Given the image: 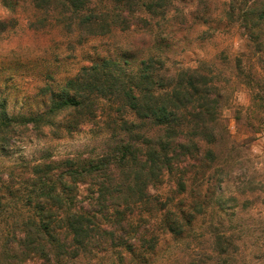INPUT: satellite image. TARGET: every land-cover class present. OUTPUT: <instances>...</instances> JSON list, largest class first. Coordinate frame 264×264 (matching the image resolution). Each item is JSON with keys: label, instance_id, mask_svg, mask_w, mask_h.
<instances>
[{"label": "rangeland", "instance_id": "rangeland-1", "mask_svg": "<svg viewBox=\"0 0 264 264\" xmlns=\"http://www.w3.org/2000/svg\"><path fill=\"white\" fill-rule=\"evenodd\" d=\"M89 1L95 13H72L52 0H0V105L41 113L52 92L104 62L135 73L149 61L155 77L197 69L218 98L207 123L214 137L204 139L213 154L188 165L184 194L166 182L158 188L184 214L172 233L150 222L158 241L149 251L152 236H145L146 256L137 264H264V25L255 18L264 0H250L245 13L249 0H162L147 12L143 0ZM90 14L95 23L84 19ZM97 102L96 119L78 130L65 128L74 113L34 133L24 129L0 152V172L101 156L119 141L153 133L147 122L121 133L122 121L132 120L121 101L106 95ZM89 259L83 264H98Z\"/></svg>", "mask_w": 264, "mask_h": 264}, {"label": "trees", "instance_id": "trees-1", "mask_svg": "<svg viewBox=\"0 0 264 264\" xmlns=\"http://www.w3.org/2000/svg\"><path fill=\"white\" fill-rule=\"evenodd\" d=\"M52 1L72 13H95L89 0ZM161 2L143 0L140 7L147 12ZM250 2L242 3V13ZM255 18L264 25V11ZM150 65L143 61L135 73L110 62L84 67L51 93L41 113H9L1 102L0 152L13 148L24 129L56 125L60 113L78 115L65 128L80 129L96 119L95 105L106 95L120 100L132 117L122 121L121 133L132 135L138 122H147L153 133L119 141L101 156L39 160L1 171L0 264H83L85 257L137 264L146 256L145 236H152L149 251L157 244L154 227L160 233L180 228L181 206L172 207L157 190L166 182L184 194L188 165L199 167L213 154L204 139L214 137L207 123L218 98L197 69L155 77Z\"/></svg>", "mask_w": 264, "mask_h": 264}]
</instances>
